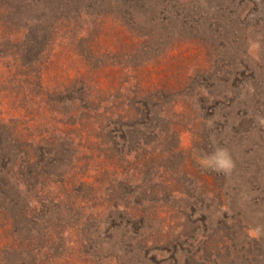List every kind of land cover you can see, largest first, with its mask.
I'll return each mask as SVG.
<instances>
[{
	"label": "rangeland",
	"instance_id": "obj_1",
	"mask_svg": "<svg viewBox=\"0 0 264 264\" xmlns=\"http://www.w3.org/2000/svg\"><path fill=\"white\" fill-rule=\"evenodd\" d=\"M0 264H264V0H0Z\"/></svg>",
	"mask_w": 264,
	"mask_h": 264
},
{
	"label": "clouds",
	"instance_id": "obj_2",
	"mask_svg": "<svg viewBox=\"0 0 264 264\" xmlns=\"http://www.w3.org/2000/svg\"><path fill=\"white\" fill-rule=\"evenodd\" d=\"M200 163L204 167H211L224 172L230 171L233 167V162L227 151L222 148H217L211 156L200 160Z\"/></svg>",
	"mask_w": 264,
	"mask_h": 264
}]
</instances>
